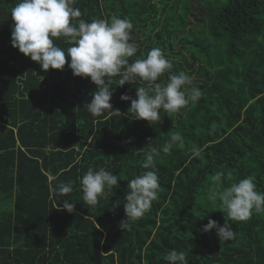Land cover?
<instances>
[{
	"label": "trees",
	"instance_id": "16d2710c",
	"mask_svg": "<svg viewBox=\"0 0 264 264\" xmlns=\"http://www.w3.org/2000/svg\"><path fill=\"white\" fill-rule=\"evenodd\" d=\"M18 2L0 0V264H170L172 250L188 264H264V212L233 221L210 198L247 177L264 193V0H75L78 20L131 21L137 52L129 63L159 48L172 68L156 82L183 73L188 89L201 91L153 124L134 119L131 100L120 99L136 98L146 86L138 79L120 86L119 74L105 77L120 114L93 117L85 105L98 86L73 75L70 57L63 70L44 71L13 47ZM173 134L181 140L164 153ZM151 147L160 150L157 199L122 230L128 182L145 171ZM89 168L119 179L95 206L80 187ZM60 182L73 191L54 194ZM64 200L75 203L73 213L61 210ZM209 219L230 224L234 237L202 232Z\"/></svg>",
	"mask_w": 264,
	"mask_h": 264
},
{
	"label": "clouds",
	"instance_id": "9594fccd",
	"mask_svg": "<svg viewBox=\"0 0 264 264\" xmlns=\"http://www.w3.org/2000/svg\"><path fill=\"white\" fill-rule=\"evenodd\" d=\"M75 0H19L11 9V44L19 52L37 62L44 71L51 69L63 70L66 56L70 57L68 67L74 76L90 77L98 86L87 111L93 117L101 116L105 111L119 115L120 111L113 110L110 103L112 92L109 90L105 77L119 74L118 85L125 82L132 83L137 79L146 84L136 88V98L122 94L123 101L131 100L130 110L134 119H143L150 124L160 120L163 110L168 115L178 113L189 102L198 101L201 91L197 87L188 89L191 80L183 73L171 74L166 83L156 81L171 70L172 64L167 60L159 48L151 49L146 58L137 59L129 63L128 58L137 52L135 44L130 43V32L133 24L130 20L116 16L110 21L97 19L85 22L79 8H74ZM64 38L70 47L65 51L54 43V39ZM123 69V70H122ZM179 134H173L169 143L162 151L168 153L174 142L180 141ZM160 150L151 147L146 152V158L141 164L145 171L128 182L129 191L125 196V218L120 221L122 230H131L136 223L150 209L151 203L157 199L159 191V177L155 170V157ZM199 155V152H195ZM222 173L215 177L220 180ZM83 193V202L95 206L101 196H107L119 183L118 176L100 168L87 172L79 178ZM73 191L72 182H60L53 188V193L66 195ZM219 198L221 211L233 221H248L255 213L264 212V193L256 190V184L251 177L243 178L233 183L210 198ZM61 210L69 213L75 211V203L62 201ZM216 230L220 240H230L234 232L230 224L220 226L209 219L201 228L202 232ZM165 259L170 264H188L185 254L170 251Z\"/></svg>",
	"mask_w": 264,
	"mask_h": 264
}]
</instances>
